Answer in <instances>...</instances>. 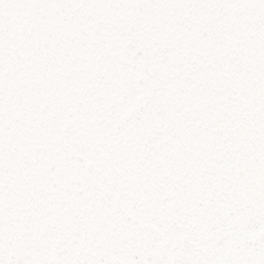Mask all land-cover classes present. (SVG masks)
<instances>
[{"label": "snow or ice", "instance_id": "1", "mask_svg": "<svg viewBox=\"0 0 264 264\" xmlns=\"http://www.w3.org/2000/svg\"><path fill=\"white\" fill-rule=\"evenodd\" d=\"M0 264H264V0H0Z\"/></svg>", "mask_w": 264, "mask_h": 264}]
</instances>
